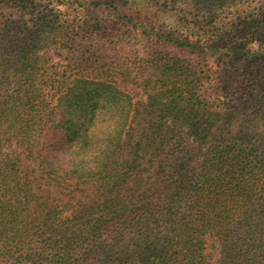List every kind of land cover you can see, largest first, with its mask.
Returning a JSON list of instances; mask_svg holds the SVG:
<instances>
[{"label": "trees", "instance_id": "16d2710c", "mask_svg": "<svg viewBox=\"0 0 264 264\" xmlns=\"http://www.w3.org/2000/svg\"><path fill=\"white\" fill-rule=\"evenodd\" d=\"M260 7L198 27L248 36L204 45L217 54L214 97L203 96L206 72L172 55L154 64L178 76L160 89L133 94L58 71L56 101L0 115V264H264ZM165 32L174 48H201L182 25L154 33Z\"/></svg>", "mask_w": 264, "mask_h": 264}, {"label": "rangeland", "instance_id": "374dc122", "mask_svg": "<svg viewBox=\"0 0 264 264\" xmlns=\"http://www.w3.org/2000/svg\"><path fill=\"white\" fill-rule=\"evenodd\" d=\"M262 3L239 0L210 10L205 1L185 7L178 0H0V115L23 117V101H56L52 89L58 71L65 77L87 75L133 94L160 89L178 76L165 78L154 64L172 55L204 70L203 96L214 97L221 93L216 89L220 74L204 45L220 38L246 42L248 36L239 29L203 33L198 27L208 29L209 18L220 14L228 22L237 15L243 19L261 10ZM174 25H182L187 40L201 48H174L164 38L167 32L154 33ZM182 72L179 68L176 75Z\"/></svg>", "mask_w": 264, "mask_h": 264}]
</instances>
